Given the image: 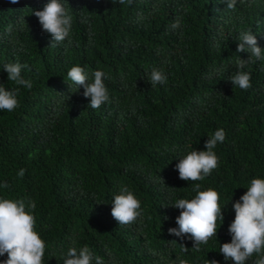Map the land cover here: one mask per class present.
<instances>
[{
  "label": "trees",
  "instance_id": "obj_1",
  "mask_svg": "<svg viewBox=\"0 0 264 264\" xmlns=\"http://www.w3.org/2000/svg\"><path fill=\"white\" fill-rule=\"evenodd\" d=\"M47 2L0 0V85L19 88V106L0 110V185H9L0 198L35 201L42 264H63L73 246H88L104 264H234L219 252L231 242L233 204L252 179H264V60L243 69L249 89L229 78L250 56L237 52L241 31L264 50V0H238L234 9L224 0H67L72 29L55 47L32 14ZM16 62L28 66L21 76L31 89L8 81L3 66ZM76 65L88 82L105 73L110 101L99 109L67 78ZM153 68L164 69L165 84L151 86ZM218 129L226 133L214 149L218 167L201 181L181 180L179 159L205 151ZM195 184L218 192L223 215L200 251L190 234L168 231L180 215L172 204L194 198ZM121 186L141 202L142 216L128 225L111 215Z\"/></svg>",
  "mask_w": 264,
  "mask_h": 264
},
{
  "label": "clouds",
  "instance_id": "obj_2",
  "mask_svg": "<svg viewBox=\"0 0 264 264\" xmlns=\"http://www.w3.org/2000/svg\"><path fill=\"white\" fill-rule=\"evenodd\" d=\"M16 4L19 0H10ZM130 4L131 0H127ZM242 2V0H241ZM124 4L125 0H119ZM228 9H234L238 0H224ZM67 0H48L42 10H33L42 30L51 38V46L55 47L69 38L72 29L73 16L68 12ZM25 19L21 18V23ZM172 30L181 28L179 19L170 25ZM237 52L247 51L250 56L247 60L238 58L237 71L230 76L229 81L242 90L251 87V75L243 69L255 60H264V50L258 44L257 39L249 31H241L238 36ZM70 42V41H69ZM27 65L19 62L6 63L3 70L7 73L8 81L16 85L32 88V82L22 78L21 72ZM94 79L89 81L84 69L73 66L67 72V78L77 86H83V95L90 98L89 107L99 109L102 104L109 102V92L104 84L105 73L96 70L92 73ZM149 83L152 87L163 85L167 76L163 68H153L149 75ZM19 88L6 90L0 85V110L14 111L18 105ZM226 133L223 129L216 130L205 142V151L192 150L179 159L176 170L179 178L184 181H201L218 167V156L214 149L218 142L225 140ZM19 177L25 175V169L21 168L17 173ZM0 187L8 188L7 182ZM201 185L195 184L193 191L196 195L192 199H176L172 208L179 209L180 215L176 218L178 227L170 228L169 234L183 237L190 234L194 240V249L200 251L201 245H207L210 238L217 235V221H223L222 209L219 205V194L216 190L208 188L201 191ZM242 201V202H241ZM111 215L119 225H128L137 221L142 216L141 202L127 186H121L118 195L113 197ZM36 208L35 201L24 199L0 198V256L7 254L3 264H42L45 254V242L35 231L36 220L32 214ZM235 219L230 224L228 232L231 236L230 243L220 245L219 252L225 261H233L234 264H245L253 254L259 255L255 264H264V179L254 178L247 187V192L240 197V201L233 204ZM184 248V247H183ZM184 251H187L184 248ZM63 264H104L102 257L94 255L88 246L79 249L70 247L62 257ZM179 264H187L180 260ZM207 264H218L217 261H207Z\"/></svg>",
  "mask_w": 264,
  "mask_h": 264
}]
</instances>
